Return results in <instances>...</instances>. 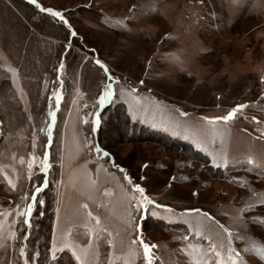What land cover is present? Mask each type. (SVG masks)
<instances>
[{"label":"rangeland","instance_id":"374dc122","mask_svg":"<svg viewBox=\"0 0 264 264\" xmlns=\"http://www.w3.org/2000/svg\"><path fill=\"white\" fill-rule=\"evenodd\" d=\"M262 257L264 0H0V264Z\"/></svg>","mask_w":264,"mask_h":264},{"label":"snow or ice","instance_id":"6c2138e0","mask_svg":"<svg viewBox=\"0 0 264 264\" xmlns=\"http://www.w3.org/2000/svg\"><path fill=\"white\" fill-rule=\"evenodd\" d=\"M32 2L33 3H35V0H32ZM50 11V10H49ZM54 16H61L62 14L61 13H58V12H53L52 13ZM240 108H242V107H244V106H239ZM239 110V108L238 109H236V110H234L232 113H230L229 114V116L228 117H225L224 119H232L233 117H234V115H235V112L236 111H238ZM96 124H97V126H99V120L97 119V121H96ZM42 189H37V192H39V191H41ZM139 191H143V189H138ZM29 211H31V206H30V208H29ZM144 249H145V252L146 253H150V246L149 245H147V244H144ZM238 255V254H237ZM262 258H264V257H262ZM149 264H151V260L149 259Z\"/></svg>","mask_w":264,"mask_h":264}]
</instances>
